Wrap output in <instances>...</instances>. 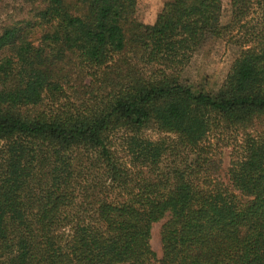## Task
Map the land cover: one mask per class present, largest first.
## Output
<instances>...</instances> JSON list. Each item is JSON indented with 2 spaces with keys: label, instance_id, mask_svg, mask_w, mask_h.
<instances>
[{
  "label": "trees",
  "instance_id": "1",
  "mask_svg": "<svg viewBox=\"0 0 264 264\" xmlns=\"http://www.w3.org/2000/svg\"><path fill=\"white\" fill-rule=\"evenodd\" d=\"M21 1L31 18L0 31V264H264V0H231L227 25L223 0L152 23L138 0ZM226 36L220 89L183 83Z\"/></svg>",
  "mask_w": 264,
  "mask_h": 264
},
{
  "label": "rangeland",
  "instance_id": "2",
  "mask_svg": "<svg viewBox=\"0 0 264 264\" xmlns=\"http://www.w3.org/2000/svg\"><path fill=\"white\" fill-rule=\"evenodd\" d=\"M170 0H138L139 17L147 22L155 21L158 13L162 10L165 2ZM29 7L21 0H6L0 9V31L11 22L31 18ZM232 16L231 0H223L222 24L227 25ZM39 29L34 38L39 37ZM241 51L236 38L228 36L223 38H211L195 54L190 64L181 75L183 83L191 86L195 91H206L216 93L227 74L229 73L234 60ZM91 78L86 82L89 84ZM219 143L217 151L220 152L222 161L221 173L225 177L230 166L234 148L238 147V136L231 131L224 130V134L218 133ZM145 135L152 139H165L168 144L175 145L176 138L169 134H160L154 130H146ZM217 140V139H216ZM165 219L154 223L152 228V247L159 258L162 256L161 228Z\"/></svg>",
  "mask_w": 264,
  "mask_h": 264
}]
</instances>
